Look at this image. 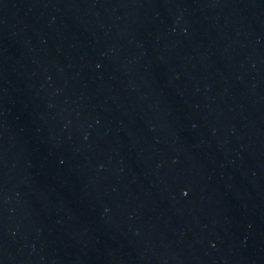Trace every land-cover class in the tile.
Segmentation results:
<instances>
[{
    "label": "water",
    "instance_id": "95a60500",
    "mask_svg": "<svg viewBox=\"0 0 264 264\" xmlns=\"http://www.w3.org/2000/svg\"><path fill=\"white\" fill-rule=\"evenodd\" d=\"M0 264H264V0H0Z\"/></svg>",
    "mask_w": 264,
    "mask_h": 264
}]
</instances>
